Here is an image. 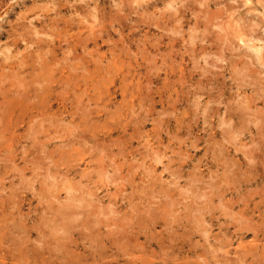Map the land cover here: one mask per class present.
<instances>
[{
	"label": "rangeland",
	"instance_id": "obj_1",
	"mask_svg": "<svg viewBox=\"0 0 264 264\" xmlns=\"http://www.w3.org/2000/svg\"><path fill=\"white\" fill-rule=\"evenodd\" d=\"M263 110L264 0H0V264H264Z\"/></svg>",
	"mask_w": 264,
	"mask_h": 264
},
{
	"label": "bare ground",
	"instance_id": "obj_2",
	"mask_svg": "<svg viewBox=\"0 0 264 264\" xmlns=\"http://www.w3.org/2000/svg\"><path fill=\"white\" fill-rule=\"evenodd\" d=\"M187 6V5H186ZM221 6V5H220ZM191 11V10H190ZM195 27V26H194ZM32 32V31H31ZM34 32V31H33ZM202 37V36H201ZM33 40V39H32ZM194 40V39H193ZM207 45V44H206ZM31 46V45H30ZM207 64V63H206ZM238 74V73H237ZM252 74V73H251ZM244 78V77H243ZM244 86V85H243ZM218 93V92H217ZM214 95V94H213ZM259 95V94H258ZM242 98V97H241ZM141 100V99H140ZM154 100V99H153ZM219 101V100H218ZM210 102V101H209ZM141 103V102H140ZM214 103V102H213ZM212 103V104H213ZM196 106H197V104H195ZM229 106V105H228ZM191 107V106H190ZM198 108V107H197ZM196 109V108H195ZM204 109V108H203ZM166 111H167V109H166ZM256 111V110H255ZM254 111V112H255ZM264 111V110H263ZM239 112V111H238ZM242 112V111H241ZM258 112V111H257ZM244 113V112H243ZM245 114V113H244ZM256 114V113H255ZM223 115H225L224 113H223ZM248 115V114H247ZM257 115V114H256ZM255 115V116H256ZM252 116V115H251ZM250 116V117H251ZM263 119V118H262ZM191 121V120H190ZM239 121V120H238ZM225 122V121H224ZM249 124V123H248ZM226 125V124H225ZM234 125V124H233ZM243 126V125H242ZM264 126V125H263ZM252 128V127H251ZM263 128V127H262ZM247 129H248V127H247ZM243 130H244V128H243ZM240 131V129H238V132ZM263 131V130H262ZM226 132V131H225ZM231 132V131H230ZM261 132V131H260ZM124 133V132H123ZM229 134V133H228ZM241 134H242V132H241ZM236 135V134H235ZM122 137V136H121ZM221 137V136H220ZM223 138V137H222ZM228 142V141H227ZM186 144V143H185ZM256 144V143H255ZM191 145V144H190ZM34 146V145H33ZM32 146V147H33ZM257 146V145H256ZM191 147V146H190ZM159 150V149H158ZM260 150V149H259ZM262 150V149H261ZM105 151V150H104ZM249 151V150H248ZM253 152V151H252ZM262 152V151H261ZM169 160V159H168ZM198 160V159H197ZM39 170V169H38ZM31 171H33V170H31ZM107 172V171H106ZM116 174V173H115ZM216 179H217V177H216ZM180 180V179H179ZM141 182V181H140ZM161 182V181H160ZM192 184V183H191ZM155 187V186H154ZM189 187V186H188ZM13 190V189H12ZM180 190V189H179ZM69 193V192H68ZM67 193V194H68ZM189 193V192H188ZM229 193V192H228ZM88 195V194H87ZM90 195V194H89ZM173 196V195H172ZM191 196V195H190ZM201 196V195H200ZM88 197H90V196H88ZM197 197V196H196ZM208 197V196H207ZM148 198V197H147ZM203 198V197H202ZM14 199V198H13ZM194 199V198H193ZM86 200V199H85ZM157 200V199H156ZM196 200V199H195ZM55 201V200H54ZM64 201V200H63ZM93 201V200H92ZM194 201V200H193ZM88 202V201H87ZM59 203V202H58ZM77 203V202H76ZM93 203V202H92ZM61 204V203H60ZM94 204H95V202H94ZM194 204V203H193ZM80 206V205H79ZM72 207V206H71ZM96 207V206H95ZM131 207V206H130ZM189 207V206H188ZM65 208V207H64ZM76 208H78V207H76ZM149 208V207H148ZM154 208V207H153ZM205 208V207H204ZM61 209V208H60ZM85 209H86V207H85ZM91 209V208H90ZM79 210V209H78ZM88 210V209H87ZM99 210V209H98ZM179 210V209H178ZM50 211V210H49ZM82 211V210H81ZM86 211V210H85ZM84 211V212H85ZM142 211V210H141ZM157 211V210H156ZM184 211V210H183ZM83 212V211H82ZM140 212V211H139ZM98 213V212H97ZM96 213V214H97ZM161 213V212H160ZM165 213V212H164ZM78 214V213H77ZM21 215V214H20ZM47 216V215H46ZM75 216V215H74ZM80 216V215H79ZM86 217H88V216H86ZM89 217H90V215H89ZM94 217V216H93ZM192 217V216H191ZM200 217H201V215H200ZM244 217V216H243ZM249 217V216H248ZM95 218V217H94ZM172 218V217H171ZM96 219H97V217H96ZM151 219V218H150ZM86 220V219H85ZM107 220V219H106ZM115 220V219H114ZM189 220V219H188ZM78 221H81V219L80 220H78ZM105 221V220H104ZM70 222V221H69ZM89 222H90V220H89ZM97 222V221H96ZM176 222V221H175ZM76 224H77V222H75ZM91 223V222H90ZM89 223V224H90ZM241 223V222H240ZM245 223V222H244ZM256 223V222H255ZM80 224V223H79ZM82 224H84V223H82ZM71 226V225H70ZM84 226V225H83ZM54 227V226H53ZM114 227V226H113ZM117 227V226H116ZM143 227V226H142ZM48 228V227H47ZM105 228V227H104ZM126 228V227H125ZM62 229H63V227H62ZM69 229V228H68ZM163 229V228H162ZM123 230V229H122ZM130 230V229H129ZM97 231V230H96ZM52 232V231H51ZM81 232V231H80ZM98 232V231H97ZM114 232V231H113ZM145 232V231H144ZM186 232V231H185ZM238 232V231H237ZM250 232V231H249ZM112 233V232H111ZM128 233H130V232H128ZM106 234V233H105ZM125 234H127V233H125ZM87 235V234H86ZM98 236V235H97ZM84 237V236H83ZM105 237H107V236H105ZM118 237V236H117ZM191 237V236H190ZM82 238V237H81ZM110 238V237H109ZM87 239V238H86ZM93 239V238H92ZM107 239V238H106ZM184 239V238H183ZM256 239V238H255ZM95 240V239H94ZM215 241V240H214ZM218 241H220V240H218ZM82 242V241H81ZM217 242V241H216ZM220 243V242H219ZM36 244V243H35ZM77 244V243H76ZM104 244V243H103ZM111 244V243H110ZM37 245V244H36ZM122 246V245H121ZM125 246V245H124ZM136 246V245H135ZM41 247V246H40ZM135 249V248H134ZM195 249V248H194ZM32 250V249H31ZM124 250V249H123ZM206 250V249H205ZM30 251V250H29ZM120 253V252H119ZM165 253V252H164ZM192 253V252H191ZM138 255V254H137ZM163 255V254H162ZM161 255V256H162ZM122 256V255H121ZM202 256V255H201ZM28 258V257H27ZM204 258V257H203ZM164 259V258H163ZM242 259V258H241ZM111 264V263H110ZM113 264V263H112Z\"/></svg>",
	"mask_w": 264,
	"mask_h": 264
}]
</instances>
